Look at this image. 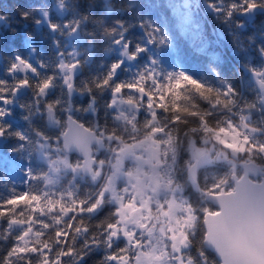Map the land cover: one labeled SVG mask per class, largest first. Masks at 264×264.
Listing matches in <instances>:
<instances>
[{
  "label": "snow or ice",
  "instance_id": "obj_1",
  "mask_svg": "<svg viewBox=\"0 0 264 264\" xmlns=\"http://www.w3.org/2000/svg\"><path fill=\"white\" fill-rule=\"evenodd\" d=\"M167 6L181 28L193 23L191 0ZM203 7L233 38L244 72L239 86L211 65V80L164 68L159 49L173 40L142 8L139 39L115 0H51L22 13L24 20L33 16L37 30L47 29L55 59H45L26 32L28 55L14 51L0 64V145L18 141L13 155L34 146L25 175L43 183L0 193V242L12 240L0 264H86L94 251L103 253L99 264H264V163L256 162L264 161V29L244 36L264 16V0H205ZM9 19L0 13V27L15 33ZM89 23L111 37L110 62L77 84L95 56V41L86 37L99 33L87 32ZM201 51L208 54L206 46ZM28 91L31 104H19ZM249 91L255 99L247 98ZM105 92L111 128L74 119L79 111L95 114ZM74 96L86 97L87 107L75 109ZM17 107L28 129L13 128ZM45 117L59 133L55 147L49 134L32 128ZM101 150L103 159L96 155ZM182 151L188 156L184 183L177 177ZM200 169L206 170L203 184ZM186 185L197 193L195 201ZM106 207L90 231L85 214L92 219Z\"/></svg>",
  "mask_w": 264,
  "mask_h": 264
},
{
  "label": "trees",
  "instance_id": "obj_2",
  "mask_svg": "<svg viewBox=\"0 0 264 264\" xmlns=\"http://www.w3.org/2000/svg\"><path fill=\"white\" fill-rule=\"evenodd\" d=\"M88 2L89 0H81V3L86 4ZM115 2L117 5L124 6V21L134 24V26L130 28V34L134 39H139L143 35V30L139 27V20L137 19V17L141 15V8L143 9V13L146 14V17L154 20L156 24L161 27L162 31L167 30L169 32L170 39L173 40L172 46L159 49L160 58L163 60L162 66L168 71H185L188 74H192L194 77L199 76L211 80L213 76L210 71L211 65L216 68L224 79L239 86L240 77L244 75L242 60L233 54L235 47L233 38L229 34L227 27L222 21L215 18L214 13H209L204 9L203 5L205 0H191L193 5L191 10L193 13V23L184 28L179 26V22L173 10L167 6L169 0H115ZM50 3L51 0H0V13L9 16L11 28L15 29V33H13L11 30H5L0 27V57L3 58L0 60V64H2L3 61L9 60L14 51H19L25 56L28 55L24 44V35L26 32L34 34L35 39L33 44L43 53L45 59H55L52 41L50 38H47V29L37 30L34 24V18L31 15L27 20L22 19V13L30 11L32 6ZM95 3L100 5L102 0H95ZM130 3L137 7L129 8L128 4ZM196 3L199 5V8L195 7ZM99 12L100 9L97 8V16ZM112 24L113 20L108 19L105 22V27L111 29ZM261 29H264V16H257L253 24L245 31L244 36L247 37L258 34ZM87 32L99 33L93 37H86V39H94L95 41V56L91 66L85 67L83 75L77 78V84L80 80L90 78L95 74L100 69L101 64L110 62V56L106 59L105 52L109 47L111 37L105 36L103 29L96 28L92 23H89ZM42 36L44 38H41ZM81 46H83V49L86 47L83 41H81ZM205 46L208 54L201 51ZM211 54H216L218 59L212 61ZM0 75H3L2 67H0ZM59 95V90H57V96ZM246 95L249 100L255 99L254 92L249 91ZM32 99V92L28 91V95L23 96L18 103L31 104ZM47 99H54V97H48ZM110 99L111 95L109 92L103 93L102 96L97 97V111L95 114L79 111L74 116V119H78V121L84 123L86 127L98 122L101 127L107 124V126L111 128L113 126V120L111 116L107 114L111 113L112 110L106 107ZM72 105L75 109H83L87 107V98L74 96ZM201 106L207 107L203 102H201ZM24 114L25 111L20 107L15 109L13 114V119L15 121L13 128L17 130L29 128L28 123L23 119ZM185 127L186 126L181 125L182 129ZM32 128L43 130L49 134L52 137V145L55 146L56 136L59 134L57 130L47 129L44 120L38 118L34 119ZM15 143H18V141L13 139L9 141L7 145H0V154L2 155V159H0V193H5V187L10 192L13 185H15L17 191H27L30 185L33 188H43L42 181L29 180L25 175V169L29 160L27 151H32L35 156L34 146H29L23 154L16 153L13 155L11 146ZM186 143L187 141L185 140V146ZM96 155L103 159L106 153L104 151L96 153ZM187 158V154L182 151L178 160L177 170V177L180 179L181 183L186 181V171L181 170L184 169V161ZM70 159L74 161L76 156L70 155ZM256 162L258 164L264 163V161H260L259 159H257ZM34 170L38 175L40 174L39 167L34 165ZM213 170L212 167L207 169V171ZM44 171H46L45 166ZM205 171V169H200L198 172L201 184H203ZM68 178L70 179V176ZM78 186L82 187V189L87 187V185L83 183ZM185 193L189 195L193 201L196 200L197 193L190 185H186ZM20 206H23V204ZM107 212L108 208L106 207L99 215L94 216L92 219H88V214H85L84 223L89 226L90 231H95V225L104 219ZM11 243L12 240L0 242V256L5 254L6 247ZM79 243L80 241H78L77 246H79ZM193 255H195V247L193 249ZM102 258V252L94 251L85 258V261L86 264H99ZM64 259L67 260L68 258L65 257Z\"/></svg>",
  "mask_w": 264,
  "mask_h": 264
},
{
  "label": "rangeland",
  "instance_id": "obj_3",
  "mask_svg": "<svg viewBox=\"0 0 264 264\" xmlns=\"http://www.w3.org/2000/svg\"><path fill=\"white\" fill-rule=\"evenodd\" d=\"M26 48V47H25ZM27 50V53H28V49L26 48ZM81 51H83V46H81ZM20 75H23V73H21ZM28 75H31V73H29ZM53 146V145H52ZM55 147V146H53ZM0 159H2V155L0 154ZM46 167V166H45ZM46 171H47V168H46Z\"/></svg>",
  "mask_w": 264,
  "mask_h": 264
},
{
  "label": "water",
  "instance_id": "obj_4",
  "mask_svg": "<svg viewBox=\"0 0 264 264\" xmlns=\"http://www.w3.org/2000/svg\"><path fill=\"white\" fill-rule=\"evenodd\" d=\"M45 124H46V117H45ZM46 126H47V124H46ZM49 128V127H48ZM49 129H51V128H49ZM61 140H62V137H61ZM102 151V150H101ZM73 155H77L76 153H72ZM186 180H187V173H186Z\"/></svg>",
  "mask_w": 264,
  "mask_h": 264
}]
</instances>
